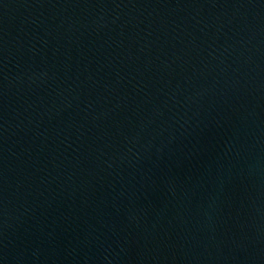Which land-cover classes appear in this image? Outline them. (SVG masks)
Segmentation results:
<instances>
[{
	"label": "water",
	"instance_id": "1",
	"mask_svg": "<svg viewBox=\"0 0 264 264\" xmlns=\"http://www.w3.org/2000/svg\"><path fill=\"white\" fill-rule=\"evenodd\" d=\"M0 264H264V0H0Z\"/></svg>",
	"mask_w": 264,
	"mask_h": 264
}]
</instances>
